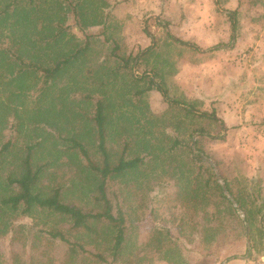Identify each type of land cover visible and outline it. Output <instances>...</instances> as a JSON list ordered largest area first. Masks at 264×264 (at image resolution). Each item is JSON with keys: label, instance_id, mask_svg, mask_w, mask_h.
Returning <instances> with one entry per match:
<instances>
[{"label": "trees", "instance_id": "16d2710c", "mask_svg": "<svg viewBox=\"0 0 264 264\" xmlns=\"http://www.w3.org/2000/svg\"><path fill=\"white\" fill-rule=\"evenodd\" d=\"M73 1L68 8L83 30L87 26L85 5L83 0ZM46 3L8 0L0 5V236L9 235L22 245L17 250H3L0 264H138L149 248L169 264H178L177 255L183 253L170 228L157 224L145 243L136 230L143 218L141 211L132 218L134 211L142 208L153 214L154 198L172 185L177 190L167 194L175 195L180 205L200 216L193 228L202 241L211 242L222 229L215 224V212L221 207L220 224L225 217L228 221L235 216L243 233L253 237L245 222H262L264 215L258 207L250 209L225 177L224 184L220 182L208 155L193 141V135L197 131L206 134V128L191 130L189 144L174 132H164L158 119L152 118L144 95L157 89L170 108L184 111V118L218 121L219 117L171 99L153 72L134 76L137 82L145 81L131 97L141 112L123 121L118 134L113 135L110 107L111 99L115 100L111 95L115 78L99 77L98 86L74 76L68 82H74L73 86L62 81L69 67L91 46L92 35L85 33L86 40L78 44L68 31L70 25L65 24L66 13L55 20L58 13L53 7L48 10ZM94 6L98 9L99 5ZM229 15L235 27L237 11ZM96 16H103L101 9L96 10ZM95 24L103 23L98 20ZM117 48L115 45L112 54L116 55ZM119 58L124 67L134 60L132 55ZM82 76L93 78L90 73ZM48 103L53 116L43 113L42 107ZM21 119L27 130H20ZM4 123L10 132L7 138L2 134ZM201 216L208 223L204 233L198 227ZM20 217L25 220H15ZM60 246H65L62 255H58Z\"/></svg>", "mask_w": 264, "mask_h": 264}, {"label": "rangeland", "instance_id": "374dc122", "mask_svg": "<svg viewBox=\"0 0 264 264\" xmlns=\"http://www.w3.org/2000/svg\"><path fill=\"white\" fill-rule=\"evenodd\" d=\"M5 1L8 0H0V5ZM70 1L47 0L46 7L48 10L53 7L58 13L55 20L66 13L65 24L70 25L68 31L76 36L78 44L86 40L85 33L92 36L91 46L74 66L69 67L62 81L73 86L74 82H68L74 76L98 86L99 77L111 75L115 78L111 86L115 100L111 99L110 107L114 135L120 131L123 121L141 112L131 97L134 89L145 86V81L137 82L134 76H149L156 72L155 79L164 83L171 99L200 113L214 112L220 120L184 118V111L170 108L157 89L144 95L152 118L158 119L164 132H174L188 144L192 142L190 131L205 127L209 134L202 135L197 131L193 141H197V147L208 155L220 182L224 184L225 177L234 192L245 197L250 209L258 207L264 215V0H83L87 19L83 30L68 8ZM94 3L99 5L98 9H94ZM99 9L103 12L102 17L96 16ZM231 11H237L235 27L229 15ZM98 20L103 24H95ZM169 33L197 47L174 41ZM115 45L118 46L117 56L112 54ZM129 55L134 60L124 67L119 56ZM89 73L93 78L87 80L82 76ZM42 109L43 113L54 115L51 104H44ZM179 120L184 122L178 123ZM2 126V134L7 138L9 128L6 123ZM21 129L27 130L24 121ZM221 135L223 138L214 137ZM21 138L19 134L18 139ZM113 142L117 146L116 137ZM177 188L174 185L164 187L156 195L153 214L149 208H135L132 218L140 211L143 215L136 228L140 241L148 242L151 230L157 224H164L170 228L179 252L183 253V256L177 255L178 264H230L235 259L243 260V263L248 260L247 264H264V219L263 223L245 222L247 229L254 233L251 237L247 232L249 242L235 216L228 221L225 217V222L220 224L224 215L221 207V212H215L217 221H213L222 229L216 231L211 242H204L193 228L199 223L200 216L180 205L182 203L177 202L175 195L167 194ZM155 193L156 190L149 195ZM239 213L242 219L245 218L242 211ZM206 219L201 216L202 222L198 225L203 233L205 225L208 226ZM15 220L24 221L25 217ZM179 224L180 228L177 227ZM8 236H0L1 256L5 254L3 250L22 247ZM64 250L65 246H60L58 255ZM145 253L146 258L138 264H169L151 248Z\"/></svg>", "mask_w": 264, "mask_h": 264}, {"label": "crops", "instance_id": "0c3cea01", "mask_svg": "<svg viewBox=\"0 0 264 264\" xmlns=\"http://www.w3.org/2000/svg\"><path fill=\"white\" fill-rule=\"evenodd\" d=\"M247 262H248V260H245V263H243V260H238L237 261V259H235L234 261L230 262V264H247ZM223 263L227 264V262H223Z\"/></svg>", "mask_w": 264, "mask_h": 264}, {"label": "water", "instance_id": "95a60500", "mask_svg": "<svg viewBox=\"0 0 264 264\" xmlns=\"http://www.w3.org/2000/svg\"><path fill=\"white\" fill-rule=\"evenodd\" d=\"M248 241L250 242L249 234H248ZM223 264H225V263H223Z\"/></svg>", "mask_w": 264, "mask_h": 264}]
</instances>
